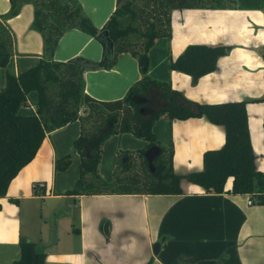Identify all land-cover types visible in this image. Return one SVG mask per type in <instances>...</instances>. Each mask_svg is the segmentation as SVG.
<instances>
[{
  "label": "crops",
  "instance_id": "obj_1",
  "mask_svg": "<svg viewBox=\"0 0 264 264\" xmlns=\"http://www.w3.org/2000/svg\"><path fill=\"white\" fill-rule=\"evenodd\" d=\"M78 2L99 28L116 8V0ZM231 2L234 5L226 8L174 9L170 38L158 37L148 51V73L156 80H170L172 88L193 102L245 101L254 164L264 171V0ZM9 11L10 1L0 0V14ZM33 15V5L24 3L18 14L6 19L15 35V53L6 65L9 73L31 68L43 54L42 36L31 25ZM57 43V61L103 57L102 43L78 28L67 29ZM193 43L230 49L211 73L199 78L169 70L168 56L176 59ZM118 59L110 66L86 69L85 93L103 101L123 98L140 72L130 53ZM37 96L32 90L31 102L19 112L32 113ZM79 129L77 120L48 126L34 158L0 197V264H13L19 257L21 237L45 253L44 264H264V204L250 194L206 192L186 178L203 169L205 151L221 147L223 125L206 116L171 121L163 116L154 123L159 141L172 140L174 170L183 176L176 195L66 194L79 175L80 156L73 146ZM146 143L130 132L109 136L101 148V177L112 180L117 149H139ZM66 154L72 155L70 166L55 171V158ZM226 183L230 190L232 178ZM157 242L161 247L154 253Z\"/></svg>",
  "mask_w": 264,
  "mask_h": 264
},
{
  "label": "trees",
  "instance_id": "obj_2",
  "mask_svg": "<svg viewBox=\"0 0 264 264\" xmlns=\"http://www.w3.org/2000/svg\"><path fill=\"white\" fill-rule=\"evenodd\" d=\"M9 1L8 14H0V66L3 68L0 197L6 195L7 186L20 168L34 158L46 136V128L75 120L80 123L79 135L73 140L80 156V170L66 194H180L183 176L174 170L172 140L170 138L165 145L159 142L152 127L163 116L170 121L206 116L210 122L223 125L225 139L220 148L205 151L203 169L189 173L186 178L206 192L216 194L227 190L231 194H250L264 204V171L254 164L246 102H193L172 88L170 80H156L148 73V51L158 37L170 38V18L174 9L226 8L234 5L231 0H116V8L102 28L92 23L78 0ZM24 3L34 7L31 25L42 36L43 54L36 65L12 74L6 70V65L15 53V35L6 19L18 14ZM70 28H78L102 43L100 61L79 56L66 62L53 59L59 38ZM103 30L107 33L102 34ZM110 41L113 43L111 50ZM229 49L220 44L193 43L176 59L168 56V69L179 70L196 79L211 73L219 57ZM124 52L138 60L140 79L128 88L123 98L103 101L85 93L86 69L115 64ZM262 55L264 60V51ZM32 90L38 95L35 108L30 114H22L19 109L31 102L29 93ZM124 132L145 139L147 143L139 149H117L113 178L105 181L98 168L102 145L109 136ZM71 159V154L57 156L55 171L66 170ZM229 178H232L230 190L226 189ZM19 243L20 254L13 264H44L45 253L35 248L33 242L21 237Z\"/></svg>",
  "mask_w": 264,
  "mask_h": 264
},
{
  "label": "water",
  "instance_id": "obj_3",
  "mask_svg": "<svg viewBox=\"0 0 264 264\" xmlns=\"http://www.w3.org/2000/svg\"><path fill=\"white\" fill-rule=\"evenodd\" d=\"M103 33L106 34L107 31H106V30H103L102 34H103ZM108 47H109L110 50L112 49V47H113V43H112L111 41L108 42ZM27 241H29V240L27 239ZM160 247H161V243H160V242L155 243V244H154V247H153V252H154V253H158Z\"/></svg>",
  "mask_w": 264,
  "mask_h": 264
},
{
  "label": "rangeland",
  "instance_id": "obj_4",
  "mask_svg": "<svg viewBox=\"0 0 264 264\" xmlns=\"http://www.w3.org/2000/svg\"><path fill=\"white\" fill-rule=\"evenodd\" d=\"M157 104H159V102H158V100H157ZM159 141V140H158ZM159 142H161V141H159ZM162 143V142H161ZM165 145V144H164ZM27 240V239H26Z\"/></svg>",
  "mask_w": 264,
  "mask_h": 264
},
{
  "label": "built area",
  "instance_id": "obj_5",
  "mask_svg": "<svg viewBox=\"0 0 264 264\" xmlns=\"http://www.w3.org/2000/svg\"><path fill=\"white\" fill-rule=\"evenodd\" d=\"M249 203H251V201H249Z\"/></svg>",
  "mask_w": 264,
  "mask_h": 264
}]
</instances>
